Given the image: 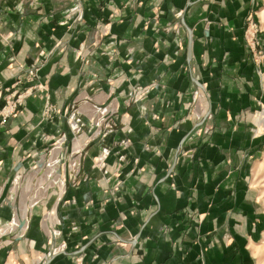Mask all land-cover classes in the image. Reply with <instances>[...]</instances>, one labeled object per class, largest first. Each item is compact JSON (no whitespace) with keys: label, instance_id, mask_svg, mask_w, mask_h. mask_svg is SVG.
Segmentation results:
<instances>
[{"label":"crops","instance_id":"crops-1","mask_svg":"<svg viewBox=\"0 0 264 264\" xmlns=\"http://www.w3.org/2000/svg\"><path fill=\"white\" fill-rule=\"evenodd\" d=\"M261 4L0 0V264H256Z\"/></svg>","mask_w":264,"mask_h":264},{"label":"rangeland","instance_id":"rangeland-1","mask_svg":"<svg viewBox=\"0 0 264 264\" xmlns=\"http://www.w3.org/2000/svg\"><path fill=\"white\" fill-rule=\"evenodd\" d=\"M261 2H262L261 8L257 12L251 13V15L247 17L246 28L244 32L245 43L253 56L254 64L258 67V71L261 74L260 98L259 100H257V108L254 113V124L252 125L254 135L260 138L264 137V123L263 124L259 123L261 113L264 111V0H261ZM247 36H248V42H247ZM248 43L251 44V47L248 46ZM252 43H254V46L252 45ZM257 116L258 118L256 121ZM211 131H212L211 127H207L206 129L205 128L203 129V133L205 134H209L211 133ZM28 177H30L29 174ZM32 180H33V176L32 178H30L29 182L31 183ZM20 182L21 179L19 178V180H17V184L13 185L12 192L15 191L16 196L15 195L14 196L16 197V199H18V203H17L18 205H16V208L20 207L22 210L24 209L25 206H29L26 204L27 203L26 196L29 194L30 188L26 189V187L25 186L23 187ZM249 185H250L252 199L257 204L259 210L261 211L260 212L261 216L264 217V149H262L261 153L254 160L253 167L250 171ZM19 197L22 198L23 200L21 199L19 200ZM263 225H264V219H263ZM2 228L3 227L0 226V232ZM262 233L263 234L261 235V238H259L253 245L254 253L256 256L255 259L256 264H264V230L262 231ZM1 240L2 239H0V241Z\"/></svg>","mask_w":264,"mask_h":264},{"label":"built area","instance_id":"built-area-1","mask_svg":"<svg viewBox=\"0 0 264 264\" xmlns=\"http://www.w3.org/2000/svg\"><path fill=\"white\" fill-rule=\"evenodd\" d=\"M79 17H80V16H79ZM247 42H248V36H247ZM252 45L254 46V43H252ZM248 46L251 47V44L248 43ZM253 50H255V49H253ZM254 56H255V55H254ZM38 70H39L38 67H33V68L29 71V73H30L32 76H34V75H36V73H37ZM33 89H34V88L31 87V88H28V89H26V90H24V91H21V92H19V93H16V94L12 95L11 97H9V99H8V101H7V104H6L5 107L0 111V116H1V118H2V122H3V123H6L10 117H14V116H16V114H17V112H18V108H19V106L23 104V102L25 101L26 98L32 96V94H33ZM39 90H41V88H40ZM197 98H198V96L195 95V99H196V100H197ZM47 112H48V111H46L45 113H47ZM77 120H78V119H76V116H75V114L73 113V114L71 115V117H70V121L73 122V123H72V124H73L72 127H73L74 130L79 129V128H78V124H77ZM62 138H64V137L62 136ZM60 140H61V139H60ZM58 142H59V141H58ZM60 161H61V160H60ZM44 164H45V163H43V164L40 163L38 166H36V167L34 168V170H35V171H38L39 169L42 168V166H43ZM48 165H49V164H48ZM52 173H53V175H56V174H57V171H56V170H53ZM17 180H19L18 177H17V179H15V182H17ZM51 182H53L54 184H55V183H56V184L59 183V181L54 180V179H52ZM54 233H56V232H54ZM56 237H57V236H56V234H55V235H54V238L56 239ZM62 248H63V249L65 248V244L62 245ZM56 252H57V250H54V253H56ZM50 254H52V251L50 252ZM49 256H50V255H49Z\"/></svg>","mask_w":264,"mask_h":264},{"label":"bare ground","instance_id":"bare-ground-1","mask_svg":"<svg viewBox=\"0 0 264 264\" xmlns=\"http://www.w3.org/2000/svg\"><path fill=\"white\" fill-rule=\"evenodd\" d=\"M259 123H261V124H263L264 123V111L261 113V117H260V120H259ZM28 205V204H27ZM23 212H24V216H26L25 218H22V219H20L19 220V227H20V229H22V228H24L25 226H26V224L25 225H23L22 227L20 226V222L21 221H24L25 222V220H27V218H28V215H29V213H30V206H27V207H24V209H23ZM27 222V221H26ZM54 228V227H53Z\"/></svg>","mask_w":264,"mask_h":264},{"label":"water","instance_id":"water-1","mask_svg":"<svg viewBox=\"0 0 264 264\" xmlns=\"http://www.w3.org/2000/svg\"><path fill=\"white\" fill-rule=\"evenodd\" d=\"M26 221H28V218H27ZM26 221H25V222H24V221H21V222H20V226L22 227L23 225H25V224H26Z\"/></svg>","mask_w":264,"mask_h":264}]
</instances>
